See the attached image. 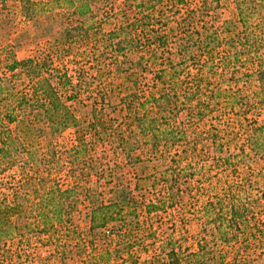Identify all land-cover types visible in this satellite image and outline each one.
Segmentation results:
<instances>
[{"label": "rangeland", "instance_id": "rangeland-1", "mask_svg": "<svg viewBox=\"0 0 264 264\" xmlns=\"http://www.w3.org/2000/svg\"><path fill=\"white\" fill-rule=\"evenodd\" d=\"M184 1V4L174 6L168 0H158L153 4V11L146 22L154 25L166 19L171 25L170 22L176 21L185 13V9H193L198 3L197 0ZM218 1V7L211 11L212 19L216 22L228 17L231 0ZM123 2L96 0L95 9L82 19L93 22L100 15H106L100 31H108L116 27L119 21H131L134 14H138L134 6L124 9V13L120 9ZM60 21L57 16L46 18L45 15L26 19L20 11L18 0H0V77L4 72L1 64L4 58L20 60L35 55L44 47L47 38L59 29ZM135 34L131 33L130 37L136 39ZM100 44L96 43L98 52H95V57L92 53L81 60V56L74 58L70 54L63 57L60 63L54 60V65L67 69L72 83H76V80L70 69H74L77 61L82 66V81L76 87L78 102H75L76 114L81 119L87 116V105L99 93L108 92L115 97L111 101L113 105L118 96L132 89L134 78L122 76V69L129 67L128 63H121L116 70ZM235 46L239 48L240 44ZM221 47L226 48V45L217 46L212 54L211 67L214 68L208 80L212 87L221 84L220 89L204 94L199 81L196 98L201 101L200 108L195 104L196 108L192 109L193 115L189 118L190 114L186 110L179 111L174 121L184 131V138L162 153L157 151L156 158L151 160L156 164L155 178H159L156 171L162 175L178 174L174 198L161 201L164 185L167 184L160 178L153 182L137 178L139 174L151 172L150 167L144 170L145 166H140L142 164L133 166L124 163L121 154L114 153L107 145L93 143L85 153L80 150L74 152L76 140L74 129L70 127L52 141V147L43 159L40 154L44 150L37 151L32 163L33 170H29L28 175L30 179V173L34 171L38 177H43L42 183L35 185L36 193H40L43 187L69 190L67 198L74 201L70 211L72 227L57 230L56 233L31 229L18 240H5L4 244L0 243V250H8L3 264H129L130 260L136 264H154L155 257L163 258L162 253L170 247L177 253L178 263L185 264L189 254L198 250V241L203 242L206 257L213 247L224 249L227 253L225 260L235 253L242 256L238 264H264V73L258 79L253 72L257 63L264 65V45L258 44L257 54L251 57L253 60L236 65V69H231L232 65L225 64L227 69L223 66L219 58ZM129 57L131 64H136L129 69L136 71L138 89L149 85L152 72L168 69L162 62L137 66L135 61L138 55L133 51ZM237 59L241 62L244 56H238ZM251 62L254 63L252 66ZM188 66L185 64L183 70L195 73L194 67ZM16 83L18 88V81ZM206 95L212 98L210 105H204ZM224 98H234L231 107L225 105ZM242 111L246 112L240 114ZM237 119H241L240 126ZM243 125L263 129H255L251 140H247ZM9 127L13 128V124ZM170 156L173 157V169L164 173V168L170 163ZM98 163L109 167H101ZM19 171L15 165L0 173V198L6 202H10L11 198L27 201V198L35 196V192H30L29 183L19 179ZM113 184L122 188L124 193L127 190L132 192L134 196L136 205L131 219L132 232L122 238L108 233L106 240L101 236L107 233L104 228L86 235L83 231L86 222L84 203L86 200H113L116 193L110 190ZM26 188L29 190L27 196L24 195ZM148 203L155 204L156 210L145 212ZM209 203L215 209L220 208L224 214L232 205L245 217L243 226L237 230L235 242L229 245L219 243L217 247L212 245L208 228L202 229L206 221L205 213L211 212L208 210ZM203 264L211 263L206 260Z\"/></svg>", "mask_w": 264, "mask_h": 264}, {"label": "trees", "instance_id": "trees-1", "mask_svg": "<svg viewBox=\"0 0 264 264\" xmlns=\"http://www.w3.org/2000/svg\"><path fill=\"white\" fill-rule=\"evenodd\" d=\"M95 1L18 0L20 11L26 19L45 15L46 18L57 16L61 21L59 29L47 38L44 47L35 55L20 60L4 58L1 61L4 72L0 77V173L17 165L20 170L19 179L29 183L30 192H35V196L27 198V201L11 198L10 202H6L0 198L2 244L5 240H18V237H23L31 229L56 233L57 230H68L72 227L70 211L74 201L67 198L69 190L43 187L40 193H36L35 185L42 183L43 177H38L34 171L30 173V179L28 175L29 170H33L32 163L37 151L44 150L40 154L43 159L52 147V141L70 127L74 129L76 140L73 145L74 152L80 150L85 153L93 143L107 145L114 153L121 154L124 163L133 166L142 164L140 166H145L144 170L150 167L151 172L139 174L137 178L150 179L151 182L160 178L167 184L164 185L161 201L174 198L178 174L162 175L156 171L159 178H155L156 164L151 160L156 158L157 151L162 153L179 144L184 138V131L174 121L179 111L186 110L190 114L189 118L193 115L191 111L196 108L195 104L200 108L201 101L196 98L199 94V81L203 85L204 94L220 89L221 84L212 87L208 82L214 68L211 67L214 50L217 46L226 45V48L221 47L219 58L225 68L226 65H232L230 68L236 69V65L253 60L251 57L257 54L258 44L264 45V0H231L228 17L218 22L212 19L211 11L218 7L219 1L197 0L195 8L185 9V13L176 21L170 22L171 25H168L166 19L154 25L146 22L153 11V4L158 0H124L120 9L125 13L124 9L134 6L138 14H134L131 21H119L116 27L105 32L100 29L106 15H100L93 22L82 19L95 9ZM168 1L174 6L185 3L184 0ZM133 32H136V39L130 37ZM97 42L101 43L105 54L110 56V64L116 70L121 63H128L129 67L122 69V76H132L134 80L132 89L118 96L113 105L111 101L115 97L108 92H101L93 97L87 105V116L81 119L76 114L75 102H78L76 87L82 81V66L77 61L74 69H70L76 80V83H72L67 69L54 65V60L60 63L63 57L70 54L74 58L81 56V60L92 53L95 57V52H98ZM235 44H240V47L237 48ZM132 51L138 55L135 61L137 66L162 62L168 69L152 72L149 85L138 89L136 71L129 69L136 65L131 64L129 56ZM238 56H244V59L239 62ZM185 64L194 67L195 73L190 74L183 70ZM250 64L252 66L254 63ZM253 70L254 75L260 79L264 73V65L257 63ZM205 98L204 105H210V95ZM232 99L224 98L225 105L231 107ZM244 112L246 111L240 114ZM237 121L240 126L241 119ZM11 124L13 128L9 127ZM243 128L247 140H251L255 129H263L259 126L248 128L247 125H243ZM250 130L252 131L249 132ZM169 162L164 173L173 169V157H169ZM98 165L109 167L101 163ZM110 190L116 192L113 200H86L84 203L86 222L83 231L86 235L104 228L107 233L101 236L106 240L108 233L122 238L132 232L131 219L136 205L132 192L127 190L124 193L117 184H113ZM28 192L26 188L24 195L27 196ZM209 206L208 210L211 212L205 210L206 221L202 229L208 228L212 245L217 247L219 243L229 245L235 242L238 238L237 230L243 226L245 217L232 205H229L225 214L220 208L212 207V203ZM145 207L147 213L157 208L152 203ZM197 246L198 250L189 254L185 264H203L206 260L211 264H238L242 258L234 253L225 260L227 253L224 249L213 247L206 257L203 242L198 241ZM7 254V248L0 250V264L6 260ZM162 256L163 258L155 257L154 264H179L177 253L172 247L164 251ZM129 264L136 262L130 260Z\"/></svg>", "mask_w": 264, "mask_h": 264}]
</instances>
